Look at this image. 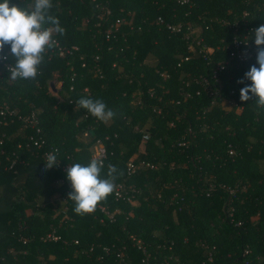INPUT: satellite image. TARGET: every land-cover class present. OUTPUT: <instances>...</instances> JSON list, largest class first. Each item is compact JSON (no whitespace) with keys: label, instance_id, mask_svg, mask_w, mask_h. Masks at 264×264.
Returning <instances> with one entry per match:
<instances>
[{"label":"trees","instance_id":"obj_1","mask_svg":"<svg viewBox=\"0 0 264 264\" xmlns=\"http://www.w3.org/2000/svg\"><path fill=\"white\" fill-rule=\"evenodd\" d=\"M52 3L65 34L35 80L12 81L10 46L0 52V105L15 112L0 114V264H264V108L242 102L251 81L237 82L259 65L231 57L234 38L255 45L264 0ZM82 97L114 118L92 117ZM33 112L39 133L19 118ZM98 141L101 178L109 164L118 178L80 216L67 170L45 169V152L87 166Z\"/></svg>","mask_w":264,"mask_h":264},{"label":"clouds","instance_id":"obj_2","mask_svg":"<svg viewBox=\"0 0 264 264\" xmlns=\"http://www.w3.org/2000/svg\"><path fill=\"white\" fill-rule=\"evenodd\" d=\"M10 0H0V52L10 46L14 63L8 66L12 81L35 80L40 74L41 65L49 50L57 47L56 35L63 36L65 28L58 17L51 14L52 0H32L30 7H9ZM257 46L256 63L251 66L244 78L238 80L243 84L251 81L240 90L242 102L255 99L257 110L264 108V24L253 32ZM7 59V57H0ZM78 106L102 123L111 121L115 113L108 108L101 98L82 97ZM45 169L59 164L55 150L47 154ZM103 161L92 159L87 166L74 163L67 169V179L71 182L72 192L68 200L74 202V212L83 216L96 211L97 206L114 192L115 180L119 170L109 164L107 178H101Z\"/></svg>","mask_w":264,"mask_h":264},{"label":"built area","instance_id":"obj_3","mask_svg":"<svg viewBox=\"0 0 264 264\" xmlns=\"http://www.w3.org/2000/svg\"><path fill=\"white\" fill-rule=\"evenodd\" d=\"M158 20L162 21V18L159 17ZM167 27L171 31H180L182 29V24L181 23L168 24ZM110 32H111V29L109 28L107 33H110ZM58 45L59 44H57V46ZM262 47H264V45ZM72 48L76 49L75 46H73ZM234 48L235 49L233 51H231V57L232 58L234 57V58L238 59L239 61H250V60L256 61L257 46L252 44L251 40L247 36H244V38H239V37L234 38ZM59 50H60V54H64L65 51H71L72 49H66L65 50L64 48L59 46ZM212 50L213 49H210V48L208 49V51H210V52H212ZM4 57H6V56H4ZM186 59H188V57H186ZM2 60H6L7 61V59H2ZM5 64H6L7 68H8L9 65H11V63H9L8 61ZM223 67H224V65L220 66L221 69ZM213 77L215 79H218L216 71L213 74ZM0 114L4 117V119H6V116L8 114L9 115H15V112H14V110H11L9 108V105L4 104V105H0ZM19 118L24 123H26V126L27 125H31L32 127L36 126V131L38 133L41 132V128L39 126H37V124L39 122V118H38V115L36 113L33 112L30 115H26V116H21L20 115ZM144 138L147 139L148 135H145ZM31 140L38 147H41L45 143V140L42 137H38L36 139L31 137ZM95 147L96 148H95V151H94V154H93L94 158H96L97 160L103 161L106 158V156H107V151H106L105 145L101 141H98L97 144L95 145ZM53 151L54 150L51 149V150H48V151L45 152L46 159H47V154L51 153ZM57 166L63 168V170H67L69 168V165H67V166L62 165L60 163V160H59V164ZM135 169H136V166L134 164H132V163H129V171L130 172H134ZM123 190H124V187L118 185L117 188H116V193H115L116 196L117 197H121L122 194H123ZM128 200L132 201L130 196L128 197ZM47 238L57 239L58 237L55 236L54 233H50V234H48Z\"/></svg>","mask_w":264,"mask_h":264},{"label":"rangeland","instance_id":"obj_4","mask_svg":"<svg viewBox=\"0 0 264 264\" xmlns=\"http://www.w3.org/2000/svg\"><path fill=\"white\" fill-rule=\"evenodd\" d=\"M231 104H232V102L225 100L224 106L227 108H230L232 106ZM93 150L95 151V149H93Z\"/></svg>","mask_w":264,"mask_h":264}]
</instances>
